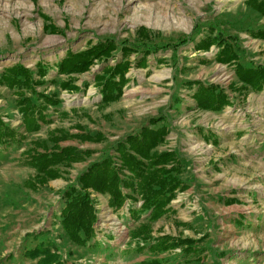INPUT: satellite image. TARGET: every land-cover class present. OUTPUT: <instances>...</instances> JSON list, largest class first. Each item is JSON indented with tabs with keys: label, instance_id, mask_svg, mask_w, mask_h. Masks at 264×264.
<instances>
[{
	"label": "rangeland",
	"instance_id": "rangeland-1",
	"mask_svg": "<svg viewBox=\"0 0 264 264\" xmlns=\"http://www.w3.org/2000/svg\"><path fill=\"white\" fill-rule=\"evenodd\" d=\"M245 1L0 0V75L17 63L35 73L40 63L48 72L43 86L35 89L55 93L60 100L44 112L49 123L27 133L16 108V89L0 84V118L18 139L0 144V264H37L24 251L40 242L56 248L64 264H138L153 258L162 264H264V89H235L240 83L234 66L215 61L218 46L196 49L205 38L229 35L236 38L238 63L264 66V39L254 36L264 28V13ZM47 25L59 32L45 29ZM139 27L147 37L139 36ZM107 38L137 48L128 58V82L119 99L99 105L94 84L96 74L121 60L119 47L111 58L72 75L78 91L61 90L59 83L67 77L57 75L55 65L66 51ZM182 40L186 42L180 44ZM145 50L143 68L137 63ZM191 81L220 86L230 105L218 112L196 108V86L187 84ZM150 118L160 119L154 127L167 129L157 151L174 152L186 186L176 191L166 213L148 221L150 236L193 239L196 249L155 254L148 249L150 242L133 237L147 214L134 217L132 211H139L142 200L129 188H123L129 198L120 209L108 205L107 195L89 190L96 209L94 236L84 246L72 243L61 227L64 202L59 193L106 155L123 178L131 177L112 145L138 132ZM76 125L82 132L102 133L104 140H60V147L88 149L91 155L73 163L61 178L35 190L25 187L35 174L26 163L32 141L43 140L50 148V131L73 135L80 132Z\"/></svg>",
	"mask_w": 264,
	"mask_h": 264
},
{
	"label": "trees",
	"instance_id": "trees-1",
	"mask_svg": "<svg viewBox=\"0 0 264 264\" xmlns=\"http://www.w3.org/2000/svg\"><path fill=\"white\" fill-rule=\"evenodd\" d=\"M245 4L259 13H264V0H246ZM45 29L53 33L59 32L53 25H47ZM137 32L141 38L147 37L145 28L139 27ZM254 36L264 39V28L256 30ZM229 39L230 42L227 41ZM184 42L186 40L180 41V44ZM213 44L218 46L215 61L234 66L237 82L240 83L235 89L250 92H259L264 89V66H243L238 63V57L233 48L234 44H237L235 37L228 35L205 38L196 44V49L208 50ZM118 47L121 60L114 65L105 66L102 69L103 74H96L94 77V84L101 96L99 105L118 100L123 93V87L128 82L125 77L131 67L128 58L132 53L137 52V48L128 46L126 41L118 44L111 38L80 51H66L55 65L57 75L67 77L60 81V89L78 91L79 87L73 84L72 75L88 71L95 61L111 58ZM147 54L148 51L145 50L137 66L146 67ZM47 72V68L40 63L36 64L35 73L17 63L7 67L0 75L1 85L16 89V108L21 114L23 128L27 133L36 132L41 124L49 123L45 110L48 106L60 104L55 93L44 94L35 89L37 86H43L45 83L43 77ZM187 84L189 87L196 86L192 98L198 109L218 112L230 105L228 94L216 84H204L200 81H191ZM25 92L31 96H27ZM37 100L40 102L37 103ZM159 120L150 118L147 125H143L138 132L127 134L112 145L119 156L121 166L131 174V177L123 178L119 169L114 166L111 156L106 155L90 163L78 175L74 184L66 186L59 193L64 202L60 211L61 227L72 243L84 246L94 236L96 209L89 190L107 195L108 205L113 209H120L129 198L123 192V188H129L142 200L139 211H132L134 217L139 219L141 214H147L146 220L131 232L133 237L150 242L148 249L155 254L177 247L187 253L196 249L197 241L193 239H179L169 235L155 238L150 236L148 221H154L166 213L169 208L167 206L175 197L176 191L186 188L179 178L182 167L174 152L157 151V147L164 142L168 133L162 125L154 127ZM76 128L80 132L73 135H67L62 129L50 131L47 137V141L52 143L50 148H47L43 140L32 141V147L26 151V163L34 168L35 174L24 182L25 187L35 190L46 185L50 180L61 178L73 163L84 161L91 155L88 149L80 150L73 146L60 147L57 145L60 140L68 136L80 141L101 142L104 140L100 132L91 134L82 132V127L79 125H76ZM21 138L23 137L20 136L19 139ZM14 140H18L15 131L0 118V144H8ZM24 256L36 259L37 264H64L57 249L43 242L25 250ZM138 264H162V261L153 258L142 260Z\"/></svg>",
	"mask_w": 264,
	"mask_h": 264
}]
</instances>
